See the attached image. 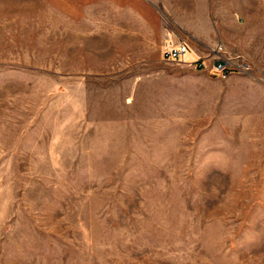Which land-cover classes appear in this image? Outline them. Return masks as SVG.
<instances>
[{
	"label": "rangeland",
	"instance_id": "374dc122",
	"mask_svg": "<svg viewBox=\"0 0 264 264\" xmlns=\"http://www.w3.org/2000/svg\"><path fill=\"white\" fill-rule=\"evenodd\" d=\"M192 1L0 0V264H264V88L163 58Z\"/></svg>",
	"mask_w": 264,
	"mask_h": 264
},
{
	"label": "crops",
	"instance_id": "0c3cea01",
	"mask_svg": "<svg viewBox=\"0 0 264 264\" xmlns=\"http://www.w3.org/2000/svg\"><path fill=\"white\" fill-rule=\"evenodd\" d=\"M189 7L183 41L190 50L184 59L207 60L208 49L220 43L224 61L248 65L242 75L245 85L252 90L264 88V0H226L202 8L192 1Z\"/></svg>",
	"mask_w": 264,
	"mask_h": 264
},
{
	"label": "built area",
	"instance_id": "2783aa9c",
	"mask_svg": "<svg viewBox=\"0 0 264 264\" xmlns=\"http://www.w3.org/2000/svg\"><path fill=\"white\" fill-rule=\"evenodd\" d=\"M188 51H189V46L184 42H180L175 45L168 43L166 46H164L162 55L165 60L179 61ZM201 65L202 63L199 64V66ZM231 66L239 68L242 71H247V65H244V63H238V64L233 63V65ZM215 69L217 71L224 72L225 74L228 72V68H226V63L224 64H222L221 62L218 63V66ZM225 74L223 75L225 76Z\"/></svg>",
	"mask_w": 264,
	"mask_h": 264
}]
</instances>
